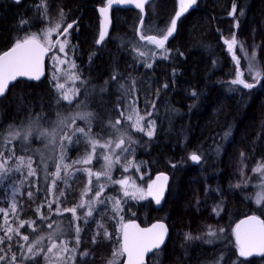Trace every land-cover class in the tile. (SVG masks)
Returning a JSON list of instances; mask_svg holds the SVG:
<instances>
[{
	"label": "trees",
	"instance_id": "16d2710c",
	"mask_svg": "<svg viewBox=\"0 0 264 264\" xmlns=\"http://www.w3.org/2000/svg\"><path fill=\"white\" fill-rule=\"evenodd\" d=\"M248 2L249 0H198L195 8L185 12L177 20L176 32L166 43V48L170 50L167 53L168 59H164L159 49L158 55L151 56L154 45L141 41L140 35H158L160 30L166 29L180 11L179 0H150L145 17L134 8H116L111 16V29L99 44L96 41L102 28V16L98 9L105 6L106 0H22L20 3L0 1V54L9 50L15 40L33 33L40 35L42 30L54 25V21L65 26L70 20L78 22L74 29L80 28L81 31L70 32L67 56L69 60L62 65L65 70L59 72L57 65L60 62L55 61L59 52L51 48L53 51L46 61L45 78L38 82L18 80L0 100V132L3 133L0 135V151L7 156L10 154L9 149L14 148L17 155H33L37 170V176L32 177L31 182L27 179L26 171H16L15 174L11 172L5 178L7 181L3 179L0 182V208L9 213V223L17 227L20 220L28 223L35 221L33 226L36 227V232H32L27 223L20 232L29 235L30 241L38 234L43 235L41 247L46 249L51 246L49 234L55 233V237L59 233V221L62 220V217L50 212L47 207L52 203L53 209L58 208L55 202L47 200L49 192L53 190L55 196H59L61 211L77 206L82 198L89 197V193L84 195L87 185L86 181L83 182L82 171L72 175L75 168L83 165H74L65 178L67 182L62 179L57 182L56 188L51 187L52 178L47 173L54 172L55 164L59 162V147H50L51 154L47 148L42 156L37 157L38 146L41 144L35 137L27 145L19 141H14L12 145L4 144L8 126L27 123L30 113L43 111L45 122L42 126L50 129L56 127L58 112L61 116H71L74 110L75 113L81 110L91 111L94 113L91 121L92 133H101L100 140L103 142L108 133L112 134L113 139L118 136L115 130L108 127V121L118 118L119 111L126 112L129 102L135 98L140 114L152 112L147 119L156 122V133L150 139L144 133L135 131L131 127V121L121 118L122 123L118 127L127 129L128 134L137 141L131 145L130 155L144 169H131L128 172L118 170L121 174L118 178L127 174L137 177L139 172L154 178L157 172L168 169H172L177 178L189 168L183 167L189 164V155L193 152L201 155V161L207 165L206 173L211 175L217 171L224 147L231 162L241 157L246 146L248 152L257 155L254 157H261L264 154V97L257 87L250 90L231 83L236 78L237 65L225 44L226 39H230L233 34L238 38L245 29V23L241 28V10L247 8V12H255L257 23H261L264 18V7L260 8L257 1L252 4ZM234 3L236 14L233 16L230 13ZM42 4L45 6H41ZM61 10L63 17L60 15ZM137 49L148 50L149 56L140 57ZM236 55L240 58L239 70L243 73V78L251 82L249 75L243 72L245 60L238 47ZM73 63L76 65L75 69L72 68ZM146 63H151L152 67H147ZM71 72L78 73L80 80H69L65 86L66 89H80V95L76 97V100L82 102L79 106L76 100L72 104L62 100L57 103L60 92L56 84L63 83L66 74ZM113 75L117 77L116 80H111ZM164 83L169 85L168 88L162 87ZM120 85H124V88ZM101 87L106 91L101 93ZM193 91L197 93L196 96L191 94ZM153 103L156 105L155 109L152 108ZM117 104L120 105L119 111ZM76 126L88 127L82 120H77ZM226 132L229 133L227 137ZM77 136L81 141L79 144L69 145L65 142L67 164L82 158L86 150L90 151L85 138L80 134ZM14 159L15 157L11 160ZM120 161L124 162L122 159ZM8 166L12 168V164ZM91 169L95 170L97 166L91 165ZM259 183L261 186L260 178L258 185L254 183L253 187L246 190L244 197L249 198L259 188ZM91 187L93 188L92 185ZM29 192L32 193L31 198L28 196ZM61 192L64 193L63 196L60 195ZM13 200L17 203L16 215L11 213ZM247 203L250 204L249 201ZM125 207L128 208L123 212L125 218L129 216V212L143 214V207L148 211L150 209L147 201L137 204L133 202L132 205L125 203ZM38 208L50 219L41 220ZM94 211L95 217L90 221L80 220L79 236L82 243L76 247L78 254L73 264H108L112 253L120 247L121 223L117 221L111 206L103 204ZM262 212L264 219V205ZM250 213L259 214L255 210ZM129 217L137 219L134 216ZM238 219L235 217L233 224ZM53 221L56 223L48 228L47 225ZM97 221L99 225H104V229L111 235L110 239L103 236L104 229L96 226ZM0 226H3V213H0ZM66 231L73 232L70 237L75 242L74 225L66 228ZM97 232L101 235L97 237V243H93V234ZM3 235V231H0V236ZM17 239L14 236L12 251L17 254L18 264H37V261L38 264L47 263L42 255L36 261L22 260L27 245L22 251L16 246ZM0 247L5 252L8 251L5 245ZM222 247H208V255L203 258L199 256L193 264L214 262L220 254L225 256L223 262L220 261L221 264H232L239 260L243 264H264V258L245 260L234 254L235 243L227 236ZM84 251H88L89 255H81ZM55 253L52 252L48 257L51 263L55 259L58 264L60 257L55 258ZM122 261V256L121 259L117 258V264ZM148 264H157V261L149 260Z\"/></svg>",
	"mask_w": 264,
	"mask_h": 264
},
{
	"label": "snow or ice",
	"instance_id": "6c2138e0",
	"mask_svg": "<svg viewBox=\"0 0 264 264\" xmlns=\"http://www.w3.org/2000/svg\"><path fill=\"white\" fill-rule=\"evenodd\" d=\"M16 3H20V0H15ZM147 0H106V4L103 7L99 8V12L103 17L102 28L99 33V39L96 41L98 44L101 43L108 32V25L110 23L109 10L113 7V5H121V4H134L136 8L140 9L141 12L144 11L145 4ZM197 3V0H180V11L175 14V17L170 21L169 26L166 29L160 30L158 35H140L141 41H146L148 44L155 45V47L161 50L162 57L164 59H168L167 53L170 51L166 48V43L169 41L170 37H173L177 28V19L185 12L189 10L193 5ZM41 6H45L42 4ZM236 14V5L235 3L232 6V10L230 15ZM61 17H63L64 13L61 10ZM26 23V22H25ZM75 21L73 23L67 24L66 27L63 28V32L61 35L65 36L63 42H57L60 52H64L65 45L68 43L67 41V33L69 29L73 28ZM141 28L143 27V18L140 21ZM60 24L58 23L55 28H50L45 31L44 35L41 37L35 33L24 37L23 39L15 40L13 42V46L0 54V97H4L9 90V86L12 82L17 81L18 77H26L29 80H40L41 75L43 74V58L45 55L51 50L52 47L57 46L53 45L52 41L49 39L51 33L57 31L60 28ZM238 26V24H237ZM225 44L228 46V50L232 53V59L237 65L236 78L231 81L232 84L242 85L245 89H254L261 83V80L264 79V72H262L256 63V55L255 52L248 56V50L244 48L243 43L240 42L236 35L233 34L230 39L225 40ZM239 47L242 52H244L245 56H248V71L252 77L253 82H247L243 78V73L239 70L240 58L236 55V48ZM140 57H148V51H140L137 49ZM152 56H155L156 53H151ZM183 55V53H181ZM55 58V57H54ZM58 59V58H57ZM61 63H65V61H61ZM146 66L151 68V63H146ZM72 68L75 69L76 65L73 63ZM66 80H71L73 82L80 80V75L76 72H71L66 74ZM117 77L113 75L111 80H116ZM107 83V81L105 82ZM168 84L164 83L162 85L163 88H168ZM121 88H124V85H120ZM56 88L59 90L60 95L57 99V103L60 101H66L69 104H72L76 97L80 95V89H66L65 83H57ZM99 91L102 93L106 91L105 88L101 87ZM159 92V89L157 90ZM193 96H196L197 93L193 91L191 93ZM82 102L76 100L77 106H79ZM86 107V105H85ZM155 103L152 104V108L155 109ZM117 110L119 111L120 105L117 104ZM127 112V114H126ZM119 111V117L114 121H108V127L115 130L118 133V138L113 139L111 133L106 134L107 138L101 142L100 135L101 133H92L91 129V121L94 118V113L91 111H77L74 115L71 116H61L58 112V120L56 122V127L46 128L43 127V123L45 122V118L43 115V111L40 113H30L29 119L27 123H22L20 125H9L7 129V135L4 137L5 145H12L14 141L23 142L24 144H28L30 140L35 137L36 139H47L49 144H56L57 136L59 135V162L55 164V171L51 173H47L51 179V187L56 188L57 182L65 179L69 173L68 170L73 168L74 165H90L95 158H102L105 162L100 171L93 172L91 168H75L72 175L74 176L76 172H84L88 176L87 186L84 191V195L87 193H92L93 188L91 185L93 184L92 177H95L96 181H100L101 177H104L107 181H111L112 183L119 184L125 188L123 195L125 197H131L132 199H146L148 196H151L156 204H160L161 200L164 197L165 187L167 185L168 177L166 175H159L156 177V180L148 185L147 191L140 188H135L134 191L129 192L126 190L128 185L127 179L121 180H112L111 170L115 164L120 162V155L115 154V150L119 149L121 152H128L131 148V145L136 143L137 141L133 140L130 134H128L127 129H121L118 126L121 125V118H124L127 121H131V127L137 131L142 132L150 139L156 133V122L151 119H147L152 115V112H146L145 114H140L138 107L136 106V100L133 98L127 107V110ZM82 120L85 121L88 125L87 128L76 126V121ZM146 121V124L144 123ZM75 126V127H74ZM64 128H68L70 131H63ZM103 131V130H102ZM77 134L82 135L85 138L87 145L90 148V151L86 150L85 155L72 162V164L65 163V157L67 152V144H79L80 138ZM0 135H3L0 132ZM229 133H225V137H227ZM74 137L76 139L74 140ZM127 144V146H125ZM103 150L100 153H97V149ZM9 155H5L3 151H0V182L3 179L7 178L9 174L13 171V168L8 166L9 160L15 157V171H21V168L27 169V177H35L37 176V170L33 167V158L32 156H23L17 155L14 151V148L9 149ZM245 154L242 152L241 156L243 157ZM189 159L195 163H199L202 159L201 155L193 152L189 155ZM43 161V157H41ZM131 163V162H129ZM176 167V165H172ZM62 170L64 173V177H62ZM45 171L47 172V164L45 163ZM127 171V168H125ZM242 171V170H241ZM253 173L259 175L261 184L264 185V162H258L256 167L251 169ZM65 182L66 179H65ZM248 180L245 179L243 181V185L247 186ZM70 187V185H69ZM106 185L100 184L99 187L94 191L93 196L90 200L85 202L83 198L81 202L74 207L64 208L63 212L71 213L72 220L70 224L75 226V247L69 248L68 242H62L61 251L63 252H75L76 247L80 244V236L81 228L79 225V221L81 220V216L77 214V209L87 208V211L84 212L83 219L87 221L88 218L93 216L95 206L97 204H105V200L101 199ZM233 187L240 188L241 184L237 183L233 185ZM15 195V191L13 193ZM61 196L64 195L63 192L60 193ZM29 198L32 197V193H28ZM113 200V211L118 214L120 209L121 201L119 199L112 198ZM55 202V201H54ZM256 204L261 205L264 202V193H260L256 197ZM43 207V206H42ZM50 212H53L55 215H63L59 208L53 209L52 203L47 205ZM222 209L217 206V208L213 209L217 213ZM40 214L41 220H48L50 217L45 216L40 209H37ZM0 213H3V226H0V231H3L4 235L0 236V245H5L7 247V252H5L3 247H0V264H18L17 254L12 251L14 236L18 239L16 240V246L19 247L22 251L25 249V245H27L26 253L22 255V260H30L36 261L37 257L44 255V259L47 264H51L49 260L48 253H52L54 249L58 247V245L53 242L50 247L46 250L41 247L42 241L44 240L43 235L35 236L31 241L30 237L27 234H22L20 229L25 227V224H28V227L31 228L32 232H36L37 229L33 225H35V221L28 223L27 221L20 220L17 227H13L9 223V213L4 209L0 208ZM11 213L13 215L17 214V203L13 200L11 204ZM17 219L19 217L17 216ZM122 219V218H121ZM52 223L47 225L48 228L53 227ZM99 227L104 229V225L100 224ZM58 230L59 227H58ZM225 229L220 228L218 230L212 229L209 226V231L207 232V236L219 239V233H223ZM121 232L122 237L120 240V247L112 253V259L108 261V264H117V257L122 256L124 254L127 255V264H146V256L150 253H154L157 250H160L161 247L165 244V239L168 234V228L164 223L158 222L151 227L148 228H140L135 222L123 223L121 224ZM53 234H49L48 239L51 240L53 238ZM101 233L97 232L93 238L92 242L97 243V237L100 236ZM103 236L106 238H111V235L107 232L106 229L103 231ZM235 238H236V247L238 249V256L241 258H249L255 256L264 257V219L257 215L248 216L246 219L240 221L239 224L236 225L235 228ZM193 239H201V236H193L191 233L185 234V240L191 241ZM19 241H23L24 243H20ZM7 242V243H6ZM211 243L212 240L209 239L206 241ZM9 253L11 255L9 256ZM59 256V253H56ZM83 256L89 255L88 251H84L81 253ZM74 260L75 257H69ZM224 259L223 254L217 258L215 264H220V261ZM38 264V261H37ZM232 264H236L235 261ZM243 264V262H241Z\"/></svg>",
	"mask_w": 264,
	"mask_h": 264
},
{
	"label": "flooded vegetation",
	"instance_id": "af4514ba",
	"mask_svg": "<svg viewBox=\"0 0 264 264\" xmlns=\"http://www.w3.org/2000/svg\"><path fill=\"white\" fill-rule=\"evenodd\" d=\"M0 1H7V0H0ZM114 10H112L111 15L114 12ZM73 22L74 21L70 20V22H68V24L73 23ZM56 23H57V21H54V24H56ZM77 24H78V22H75L73 25V28L68 30L66 37H68L70 35V32H73V31L81 32L80 28H78L76 30L74 29L75 27H77ZM262 25H264V22L261 20L260 26H262ZM66 26L63 24L60 26V28L57 31H55V32H59V33L55 37L54 45H57V42L61 41V39H59L61 36H62V38L65 37L64 35H61V33L63 32V28ZM101 26H102V22H101ZM46 30H47V28L42 30V32H45ZM52 48L54 51L57 50L59 52L58 45L54 46ZM53 50L51 49L50 53ZM48 59H49V57H48ZM221 160H222V158L218 162L217 169L219 167V163ZM237 161H234V162L232 161L231 162L232 165ZM99 162H100V158L99 159L96 158V161L93 165H97ZM228 163H229V157L227 155L226 164H228ZM199 167H202L201 173H204L206 175L205 179L207 180L209 175L206 173V168H207L206 163L202 162V161H200L199 163H195V162L191 161L190 159H189V164H185L183 167V168H188V169L183 174L178 175L177 178L175 177L176 174L173 173L172 169L159 171V172H157V174L155 175L154 178H150L148 174H145L143 172H139L137 174V177L140 174L143 175V177H144L143 181L147 184V186L150 182L155 181L156 177L160 173H164L168 177V184H167V188L165 191V196L163 198L162 205L158 206L155 203V200L150 196L147 199V202L150 206L149 211L143 207V214H141V212L139 214H131L129 212V216H134L138 219V220L137 219H130V220L139 221L140 225L143 227L149 225L150 223L156 222V221H163L166 223V225L168 227L169 238H168L166 245L162 249H160L159 251L152 253L151 256L148 258V261L149 260H156L157 264H166L167 259L171 258L172 259L171 264H193V261L196 258H198L199 256H201V258H203V257L208 255L207 254L208 247L218 245L219 249L223 248L222 246L224 245V242H225V236H227L228 239L231 240V242L233 244L235 243L234 228H235V225L237 224V222L241 219L240 218L241 214H239V210L236 211L233 207L234 204H231L228 207L229 208L228 214L225 216L223 211H222L223 210L222 208H221L222 210L219 211L218 213L216 211H213V209L217 208L214 205H216V203L218 201H220V200L224 201L228 197V195L230 193V191H229L230 184L234 180V177L238 171L237 165L233 166V170L235 172V175H231L229 173L228 169L224 168V166L221 167L218 172L211 174L212 178L216 177L218 175L223 176L221 182L217 183V185H216V187H219L222 189V192H221V194H218L217 196H215L216 197L215 203H212L211 198H209V202H205L202 200H197V197L195 196V190L192 187L189 179H192L193 181H195L194 177H195L196 173L193 170H195ZM118 170H122V169L119 168V166H117V171ZM117 171H116L115 179H120V178H118V176H120L121 174H119ZM175 171H178V169H175ZM83 177H84L83 182L86 181L85 184L87 185L88 180H86L84 175H83ZM253 185H254V179L248 181L247 186H243V188L249 190L251 187H253ZM92 186H93V190L94 189L96 190L99 187V186L95 187L94 182H93ZM181 188H183V190ZM180 190H182V192H180ZM245 193H246V191L244 192L243 195H245ZM89 194H92V193H89ZM186 194H188V196H186ZM239 194H240V192H239ZM103 195L107 198L112 199V197L107 196V194L105 192L103 193ZM110 196H112V193H110ZM85 198H86V196H85ZM105 204L110 205V203H108V202H106ZM101 205H103V204H99L98 207H100ZM111 208H112V206H111ZM127 210L128 209H126L125 211H127ZM114 214L116 215L117 221L120 222L119 221L120 218H123V212L118 213V214L114 213ZM249 214H254V213H249ZM249 214H246V215H249ZM78 215H80L82 217L84 214H82L79 211ZM94 215H95V211L93 213V216L88 218V220L90 221L91 219H93L95 217ZM243 216H245V215H243ZM59 217H62V220H60L59 223H60V225H63L65 227V229L72 226V224L68 223L69 220L70 221L72 220L71 213L63 212V215H59ZM235 217H238L239 219L237 220L236 223L233 224V219ZM81 219L83 221H85L83 219V217ZM63 220H65V222L67 224H64ZM126 222H128V221H126ZM78 223H80V221ZM120 226H121V224H120ZM209 226H211V228L215 229V230L223 228V229H225V231L223 233L218 232V236L220 238L214 239V238L207 236V232L209 231ZM66 232H68V233H66V236L69 238L68 247L69 248L75 247V242L70 237L71 234H73V232L72 231H66ZM186 233H191L194 237L195 236H201V239H193L191 241L185 240V234ZM121 234H122V232H121ZM209 239L212 240L211 243L206 242ZM120 240H121V236H120ZM80 242L82 243V240ZM99 245H100V243H99ZM171 245L173 246V248L169 249ZM235 246H236V243H235ZM233 252L236 255L238 254L237 247L233 248ZM180 253H182V254L178 255ZM77 254H78L77 251H75V257L77 256ZM220 255H218V257H220ZM178 256H181L182 259H180ZM224 259H225V256H224ZM122 260H124V255H122ZM216 260L217 259H215L214 262H209L208 264H215ZM223 260H222V262H223ZM148 261H147V263H148ZM200 264H205V263H200Z\"/></svg>",
	"mask_w": 264,
	"mask_h": 264
},
{
	"label": "rangeland",
	"instance_id": "374dc122",
	"mask_svg": "<svg viewBox=\"0 0 264 264\" xmlns=\"http://www.w3.org/2000/svg\"><path fill=\"white\" fill-rule=\"evenodd\" d=\"M256 1H257V5L258 4L260 5V8L264 7V0L263 1H261V0H249L248 4H250V3L252 4L253 2H256ZM255 17H256V13L252 12V11L247 12V8L240 11L239 18H240V21H241V28L243 27V25L245 23V29H244L243 32L240 31L241 33H240V35L238 36L237 39L240 42H242L244 48H246L248 50V56H251V54L253 52H255L257 67L262 72H264V25L258 27L260 25V23H257V20H255ZM262 20H264V18ZM56 25L57 24L52 25L51 27L47 28V30L50 29V28H55ZM44 33L45 32H42L39 36L42 37L44 35ZM58 33L59 32H55L54 31V32L51 33V36L49 37V39L52 41L53 45L55 43V37L58 35ZM66 38H67L68 43L65 45L64 52H60L59 51V54H58V56L55 59V61L59 60V62H60V65L59 64L57 65V67L59 69V72L62 71V70H65V66H62L64 63H61V61L68 62V60H69L67 58V56L69 54L68 53L69 52L68 49H70L69 36L66 37ZM59 39H61L60 42H63L65 37L62 38V36H61ZM154 47H155V45H154ZM145 51H148V50H145ZM239 51L241 52V54H242V56H243V58L245 60V68H244L243 72L248 74L251 82H253L252 77H251V75L249 74V71H248V56H245L244 52H242L240 50V48H239ZM151 53H156V55H158V49L156 47H155L154 50L151 49ZM68 81L69 80H65L63 83H67ZM257 88L259 89V92H261L262 96L264 97V79H262L261 83L259 85H257ZM75 111L76 110H74V113L71 114V115H74ZM85 111H88V110H85ZM263 111H264V109H263ZM246 115H248V114H246ZM252 115H254V114H252ZM63 131H70V130L69 129H63ZM231 137L232 136L230 135L229 139H231ZM117 138H118V136L115 139H117ZM37 142H39L41 144V146L40 145L38 146L39 151L37 153V157L42 156L43 151L46 150L47 148H48V151L51 154L52 149L50 147H53V146L59 147V144H60V140H59L58 136H57L56 144H54V145L53 144H49L47 139H38ZM246 148H247V146L243 150V153L245 155L243 157L241 156L239 158V160L237 162H235L233 165H232L231 161H229V163L226 164V159H227L226 148L224 147L222 149V151H221L222 160L220 161L219 167H218L216 172H218L219 169L221 167H223V166H224V168L228 169V171H229V173L231 175H235V172L233 170V166L237 165V170H238L237 174L234 177V180L230 184V187H229L230 193H229L228 197L224 201L220 200V201H218L216 203V205H214L215 207L219 206L220 208H222L223 209L222 211H223L225 216L228 214V209H229L228 207L231 204H234L233 205L234 209L236 211L239 210V214H241V216L249 214L251 210L252 211H254V210L257 211L259 213L257 215H260V216L263 215L262 207L264 205V202H262L261 205H257L255 201H256V197H257L258 194L264 193V185L261 184V186H260V183H259V186H258L259 188L255 189L251 193V196L249 198H245L243 194H244V192L247 189L243 188V186H244L243 185V181L245 179H247L248 181L254 179V183L256 185H258L259 175L256 174V173H253L251 171V169L256 167L258 162H264V154L261 157H259V158L254 157V156H257V155H255L254 152L253 153L248 152ZM102 151L103 150H101L99 148L97 149V153H100ZM130 153H131L130 150L128 152H121L119 149L115 150V154H119L120 155V159H122L124 162L120 161L118 164H115L113 166V168L111 170L112 180L115 181V180L127 179L129 183L125 187H126V190H128L129 192L135 190L133 185L135 186V188H140V189H144L145 191H147V187L148 186L143 181L144 177H143L142 174H140L138 177H132L131 175L127 174V175H125L124 177H122L120 179H115L117 166H119V168H121L124 171H125V168H127L126 172H128L131 169H136L137 171H140V170L144 169L142 164L136 163L133 160V158L130 155ZM31 155H32V153H31ZM95 161H96V158L94 157L91 165H93L95 163ZM129 162H131V163H129ZM104 163L105 162L103 161V159L100 158V162L96 165L97 169L92 170V171L93 172L100 171L102 166L104 165ZM9 164H12V168H13L12 173L15 174L16 171L14 169H15L16 160L15 159L14 160H10L8 162V165ZM91 165H83V167H81V168H84V167L91 168ZM39 166L42 167V165H40V164H39ZM33 167L35 168L34 163H33ZM21 171L22 172L26 171V174H27V169L26 168H21ZM54 171H55V169H54ZM193 171L196 173V175L194 177L195 181H193L192 179H189V181H190L192 187L195 190V196L197 197V200H202V201H205V202H209V198H211L212 199V203H215V199H216L215 196H217L218 194H221V192H222V189L219 188V187H216V185H217V183L221 182L223 176L222 175H218V176L212 178L211 175H209L208 179L206 180L205 179L206 175L204 173H201L202 172V167H199V168H197V169H195ZM68 172H70V171L68 170ZM82 173L85 176L86 180H88L87 174L84 173V172H82ZM27 179L30 180V182L32 181V177H27ZM92 179H93L95 187L99 186L100 184H105L106 187H105L104 192L107 194V196L115 198V199H119L121 201L120 209H122V210H120L118 213H122V212H124L126 210L125 209L126 208L125 207V203H131V205L133 204V202L135 204L143 203V202L147 201V199L150 197V196H148L146 199H143V200H141V199H132L131 197H125L123 195V192H124L125 188L122 187L121 185L112 183L111 181H107L104 177H101L100 181H96L95 177H92ZM4 180H6V179H4ZM151 183L152 182H150L149 184H151ZM237 183L241 184L240 188L233 187V185H235ZM181 189L183 190V188H181ZM182 190H180V192H182ZM94 191H95V189L93 190L92 194L88 195L89 197H86V199H83V200L85 202L90 200L92 198V196H93ZM239 192H240V194H239ZM110 193H112V196H110ZM55 194H56L55 191H53V190L50 191L49 192V198H47V200L50 201V202H54L55 201V203L57 204V207L59 208L60 207L59 203H58L59 196L58 195L55 196ZM101 199L105 200V202L110 203V205L112 206V209H113V200L111 198H107L104 195H102ZM132 200H133V202H130ZM246 200L249 201L250 204H248ZM98 206H99V204H97L95 206V209ZM129 208H131V207H129ZM60 211H61V209H60ZM79 211L82 214H84V212L87 211V208H84V209L78 208L77 209V214H78ZM61 212L63 213V211H61ZM119 221H120L121 224H123L126 221H130V217L128 216L126 218L125 217H123L122 219L120 218ZM63 222H64V224H67L65 222V220H63ZM96 226H99V222L98 221L96 223ZM59 229H60L59 233H57V235L50 240L49 245H51L53 242H55L58 245V247L53 250V252L59 253V256H57L56 253H55V256H56L55 258H59L60 257V261H59L58 264H73L74 260L70 259L69 257H72V256L75 257V252L74 253L73 252H67L66 253V252L61 251L62 242H65V241L68 242L69 241V238L66 236V233H68V232H66V229H65V227L63 225H59ZM94 235L95 234H93V236ZM45 241L47 242V235L45 236ZM172 248H173V246L171 245L169 249H172ZM76 251H77V249H76ZM77 253H78V251H77ZM182 253H180L178 255H181ZM50 254L51 253H48V256H50ZM42 257H44L43 254H42ZM178 257L180 259H182L181 256H178ZM117 258L121 259V256H119ZM240 262L241 261L239 260L238 262H236V264H238V263L240 264ZM171 263H172V259L168 258L166 264H171ZM44 264H47V263H44ZM51 264H56V260L53 259V262Z\"/></svg>",
	"mask_w": 264,
	"mask_h": 264
},
{
	"label": "water",
	"instance_id": "95a60500",
	"mask_svg": "<svg viewBox=\"0 0 264 264\" xmlns=\"http://www.w3.org/2000/svg\"><path fill=\"white\" fill-rule=\"evenodd\" d=\"M10 1L15 2V0H10ZM197 1H198V0H197ZM20 2H21V0H20ZM15 3H16V2H15ZM149 3H150V0H147V3L145 4V8H144V11H143V12H141L140 9L136 8L134 4L113 5V7L109 10L110 23H109V25H108V32H107V34L109 33V31H110V29H111V23H112V19H111V16H112V15H111V12H112V10H114V9H116V8H134V9L139 10V11L143 14V16L145 17V16H146V7H147V5H148ZM179 4H180V0H179ZM195 7H196V4L193 5L191 8H189V10H190V9H193V8H195ZM189 10H188V11H189ZM98 11H99V9H98ZM183 14H184V13H183ZM183 14H182V15H183ZM182 15H181V16H182ZM181 16H180V17H181ZM180 17H179V18H180ZM179 18H178V19H179ZM178 19H177V20H178ZM102 21H103V17H102ZM49 54H50V51H49V52L45 55V57L43 58V74L41 75L40 80L43 79V78H45V76H46V61H47V59H48ZM18 80L33 81V82H38V81H40V80H38V81H37V80H29V79L26 78V77H18V78H17V81H18ZM17 81L12 82V83L10 84V86H9V89H10V87H11L12 85H14ZM8 92H9V90L7 91L6 95L8 94ZM6 95H5V96H6ZM5 96H4V97H5ZM2 98H3V97H0V100H1ZM161 174L166 175V174H164V173H160V174H158V176L161 175ZM166 176H167V175H166ZM167 184H168V181H167ZM166 188H167V185H166V187H165V191H166ZM164 196H165V192H164ZM163 198H164V197H163ZM162 202H163V199L161 200V203H160V204H157V205H158V206H159V205H162ZM251 215H256V214H249V215H245V216L241 217V219L237 222V224H239L240 221L246 219L248 216H251ZM257 216H260V215H257ZM260 217L262 218V216H260ZM262 219H263V218H262ZM129 222H135L137 225L140 226V228H148V227H151V225H153V224H155V223H158V222L164 223V224L166 225V223L163 222V221H156V222L150 223L149 225L143 227V226L140 225L139 221H137V220H130V221L126 222V223H129ZM237 224H236V225H237ZM236 225H235V228H236ZM166 226H167V225H166ZM167 228H168V227H167ZM235 228H234V240H235V243H236V238H235ZM121 237H122V234H121ZM168 238H169V231H168L167 237H166V239H165V244L161 247V249L166 245V243H167V241H168ZM157 251H159V250H157ZM151 254H152V253H150V254H148V255L146 256V264H148L147 261H148V258L151 256ZM262 258H264V257L255 256V255H254L253 257H249V258H247V259L242 258V259H245V260H252V259H262ZM122 264H127V255H126V254H124V260H123Z\"/></svg>",
	"mask_w": 264,
	"mask_h": 264
}]
</instances>
